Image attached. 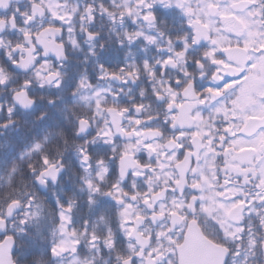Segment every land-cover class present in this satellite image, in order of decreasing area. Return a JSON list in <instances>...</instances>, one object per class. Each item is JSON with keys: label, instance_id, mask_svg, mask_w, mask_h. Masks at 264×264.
<instances>
[{"label": "snow or ice", "instance_id": "snow-or-ice-1", "mask_svg": "<svg viewBox=\"0 0 264 264\" xmlns=\"http://www.w3.org/2000/svg\"><path fill=\"white\" fill-rule=\"evenodd\" d=\"M0 264H264V0H0Z\"/></svg>", "mask_w": 264, "mask_h": 264}]
</instances>
